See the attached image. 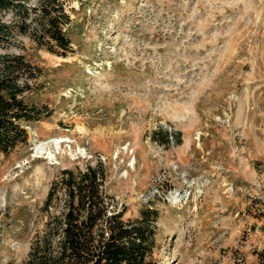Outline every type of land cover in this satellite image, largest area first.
<instances>
[{"label": "rangeland", "instance_id": "obj_1", "mask_svg": "<svg viewBox=\"0 0 264 264\" xmlns=\"http://www.w3.org/2000/svg\"><path fill=\"white\" fill-rule=\"evenodd\" d=\"M67 10V57L26 36L8 51L35 71L25 100L41 118L25 126L27 144L0 154V264L26 259L61 171L98 162L125 220L157 210V264H260L264 0Z\"/></svg>", "mask_w": 264, "mask_h": 264}, {"label": "trees", "instance_id": "obj_2", "mask_svg": "<svg viewBox=\"0 0 264 264\" xmlns=\"http://www.w3.org/2000/svg\"><path fill=\"white\" fill-rule=\"evenodd\" d=\"M69 2L0 0V49L5 51L0 52V154L10 155L27 144L25 126L41 118L25 100L35 71L23 55L8 51L18 37L26 36L53 55L72 53ZM107 182L102 162L62 170L39 210L45 221L26 259L8 264H157L153 259L157 210L143 209L138 219L125 220ZM259 261L264 264V249Z\"/></svg>", "mask_w": 264, "mask_h": 264}]
</instances>
